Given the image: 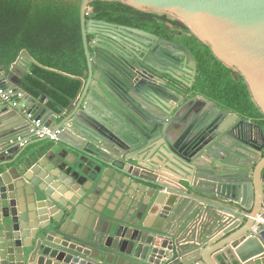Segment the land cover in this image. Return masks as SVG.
Returning <instances> with one entry per match:
<instances>
[{
    "label": "water",
    "instance_id": "water-1",
    "mask_svg": "<svg viewBox=\"0 0 264 264\" xmlns=\"http://www.w3.org/2000/svg\"><path fill=\"white\" fill-rule=\"evenodd\" d=\"M90 1L77 95L0 103V264H264L263 127L204 95L187 46L88 20ZM105 1L181 22L264 116V0ZM31 64L22 50L0 85ZM37 118L56 140L9 142Z\"/></svg>",
    "mask_w": 264,
    "mask_h": 264
},
{
    "label": "trees",
    "instance_id": "trees-1",
    "mask_svg": "<svg viewBox=\"0 0 264 264\" xmlns=\"http://www.w3.org/2000/svg\"><path fill=\"white\" fill-rule=\"evenodd\" d=\"M87 7L91 9L87 19L130 25L158 34L166 32L160 22L162 15L139 11L117 1L92 0ZM79 12L80 0H0V65H10L22 50H27L39 65H30L29 72L20 80L21 89L34 98L47 95L50 106L53 101L66 105L80 88L75 77L83 75L86 57ZM183 40L198 62L203 92L264 129V116L252 101L243 78H235L233 70L193 36Z\"/></svg>",
    "mask_w": 264,
    "mask_h": 264
},
{
    "label": "built area",
    "instance_id": "built-area-1",
    "mask_svg": "<svg viewBox=\"0 0 264 264\" xmlns=\"http://www.w3.org/2000/svg\"><path fill=\"white\" fill-rule=\"evenodd\" d=\"M91 9L86 8V15L90 13ZM25 96V92L21 90H17L13 86L3 87L0 85V103L7 104L9 107H16L20 106L26 112L25 106L19 103L20 99H23ZM26 117L29 119L32 117L30 113H26ZM28 135L35 136L37 138H45L49 137L52 140L57 139V131H52L48 126H45L43 120L41 118H37L31 120V125L28 128ZM16 142H14L13 138L9 140V142L14 145L15 143L18 144L20 147L24 146L27 143V139L22 136H17ZM258 223L263 222L262 219L257 220ZM256 229V226H253Z\"/></svg>",
    "mask_w": 264,
    "mask_h": 264
},
{
    "label": "flooded vegetation",
    "instance_id": "flooded-vegetation-1",
    "mask_svg": "<svg viewBox=\"0 0 264 264\" xmlns=\"http://www.w3.org/2000/svg\"><path fill=\"white\" fill-rule=\"evenodd\" d=\"M146 13H148V12H146ZM92 19L97 20L95 18H91V19H88V20H92ZM160 20H161L160 22L164 23V26L166 28V32L163 33V34L153 33L150 30L143 29V28H138V29L151 32L153 34L159 35L160 37L169 39V40L174 41V42H176L178 44H182V45L186 46L185 41L183 40V38L191 35L189 30L181 22H179L177 20L173 21L172 19L168 18L167 16L162 17V19H160ZM118 25H123V24H118ZM124 26L134 27V26H130V25H124ZM134 28H137V27H134ZM111 32H113V31L111 30ZM237 76H240V75L237 74ZM199 79H200V71H199V66H198V63H197L196 80L199 81ZM199 83H200V81H199ZM200 89L202 90V87H200ZM204 95L207 96L206 93H204ZM217 100H219V99H217ZM219 101L222 102L224 105H226L223 101H221V100H219Z\"/></svg>",
    "mask_w": 264,
    "mask_h": 264
},
{
    "label": "crops",
    "instance_id": "crops-1",
    "mask_svg": "<svg viewBox=\"0 0 264 264\" xmlns=\"http://www.w3.org/2000/svg\"><path fill=\"white\" fill-rule=\"evenodd\" d=\"M91 36L92 35H89L88 36V40H89V38H91ZM29 71V70H28ZM86 75H87V66H86V68H85V70H84V73H83V75L82 76H79V77H81V78H85L86 77ZM234 77L235 78H237V74H235L234 73ZM80 86H81V83H80ZM78 93V92H77ZM26 95H28V94H26L25 93V96ZM77 95V94H76ZM41 96V95H40ZM40 96L38 97V98H40ZM208 96V95H207ZM34 98V97H33ZM38 98H34V100H36V99H38ZM49 102V100H46V104L47 105H49L50 106V102ZM21 104L22 105H26V101H21ZM59 104V103H58ZM69 104V101H68V103L66 104V105H62V106H67ZM51 105L52 106H50V107H55L54 106V104L51 102ZM59 105H61V104H59ZM17 108H20V106H16ZM16 107H10V108H16ZM23 109V108H22ZM56 109V108H55ZM252 120V119H251ZM254 122V121H253ZM17 136H22V137H25L26 139H27V143L25 144L26 146L27 145H29L28 147H30V148H32V147H35V146H37L38 144H40V142H38L37 140L39 139V138H37V137H35V136H31V135H28V129H23V130H21L20 132H18V133H16L14 136H13V138H15V137H17ZM11 139V138H10ZM9 139V140H10ZM14 140V139H13ZM15 142V141H14ZM24 145V146H25ZM20 147V146H19ZM257 256H255L254 258H252L250 261H253L255 258H256Z\"/></svg>",
    "mask_w": 264,
    "mask_h": 264
},
{
    "label": "rangeland",
    "instance_id": "rangeland-1",
    "mask_svg": "<svg viewBox=\"0 0 264 264\" xmlns=\"http://www.w3.org/2000/svg\"><path fill=\"white\" fill-rule=\"evenodd\" d=\"M162 16L165 17V16H167V15H162ZM167 17L170 18V19H172L173 21H175V19H173V18H171V17H169V16H167Z\"/></svg>",
    "mask_w": 264,
    "mask_h": 264
}]
</instances>
